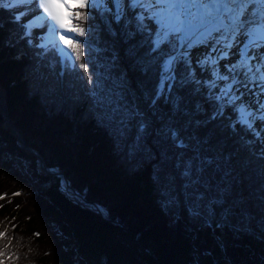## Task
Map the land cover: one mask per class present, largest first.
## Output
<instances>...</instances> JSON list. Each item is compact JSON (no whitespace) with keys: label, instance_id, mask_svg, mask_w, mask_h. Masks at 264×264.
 Wrapping results in <instances>:
<instances>
[{"label":"trees","instance_id":"obj_1","mask_svg":"<svg viewBox=\"0 0 264 264\" xmlns=\"http://www.w3.org/2000/svg\"><path fill=\"white\" fill-rule=\"evenodd\" d=\"M76 12L87 15L74 20L85 29L87 72L32 46L0 5V84L27 144L121 225L80 207L89 206L60 177L41 174L0 110V264H264V144L230 127L231 109L209 121L215 105L191 84L177 86L179 110L163 100L149 108L155 68L144 75L130 55L135 48L147 59V33L128 36L135 14Z\"/></svg>","mask_w":264,"mask_h":264},{"label":"snow or ice","instance_id":"obj_2","mask_svg":"<svg viewBox=\"0 0 264 264\" xmlns=\"http://www.w3.org/2000/svg\"><path fill=\"white\" fill-rule=\"evenodd\" d=\"M73 0H0V5L12 8L20 6L14 19L20 22L28 15L27 8L35 4L45 19L52 39L63 42L67 49L65 56L73 61H81L80 69L88 71L86 46L79 40L85 29L79 25L65 24L61 8L71 6ZM80 8L90 6L110 10L105 0H74ZM116 6L115 19L119 21L130 9L135 14L136 32H129L130 38L137 33H147V53L140 57L133 48L130 55L137 58L138 66L144 75L155 68V84L150 92H145V102L155 109L163 100L176 110L183 101L180 89L194 85L193 92L205 90L207 100L215 107L208 117L209 121L223 116L227 109L234 113L230 127H251L253 120L264 118V0H113ZM46 14V16H45ZM70 19H86L85 13L75 12ZM151 21V26L145 24ZM29 19L23 27L30 28ZM58 30H60L58 32ZM67 33H78L72 38ZM144 45L142 44L141 47ZM197 48H206L193 59ZM236 50L237 59L226 65L222 61L232 56ZM195 65V66H194ZM197 68L207 73L206 79H199ZM92 82L91 77L88 78ZM252 97L251 101L245 97ZM197 112L206 110L196 105ZM138 115L140 113H137ZM123 123V120H121ZM197 126H206L197 122ZM147 128L143 121L139 131ZM170 135L177 147H187L176 129ZM211 163V161H207ZM182 176L190 178L193 162L185 161ZM202 171V169H201ZM202 199V197H199Z\"/></svg>","mask_w":264,"mask_h":264},{"label":"rangeland","instance_id":"obj_3","mask_svg":"<svg viewBox=\"0 0 264 264\" xmlns=\"http://www.w3.org/2000/svg\"><path fill=\"white\" fill-rule=\"evenodd\" d=\"M105 3L108 5V8L110 9L109 11H111L112 13H113V15L115 16L116 15V6L114 5V3H113V0H105ZM72 5H73V8H74V10H73V13H75L78 9H80V7L74 2V0H73V2L71 3ZM75 5H77V6H75ZM75 6V7H74ZM10 12H12L14 15L18 12L17 10V8H16V6L15 7H12V8H8L7 6H5ZM100 9V8H99ZM101 10V9H100ZM103 11H106V10H103ZM72 13V14H73ZM25 17H27V16H25ZM25 17H23L22 19H24ZM74 20H75V18H73L72 19V25H74ZM23 21V20H22ZM20 21V23L22 24V27H23V25L25 24V22L23 21ZM41 22L44 24V25H46V20L45 19H41ZM29 34V28H28V31L27 30H25L24 31V34H25V36H27V38L29 39V41H30V43H31V45L32 46H39V47H46V48H48V49H54V50H56V52H57V54L60 56V58L62 59V62L63 63H69V64H74V62L75 61H73V60H70V59H68L67 57H64V55H65V52L67 51V49H65V50H63L62 52L64 53V54H62V52L58 49V48H61V44L60 45H58L54 40H49V41H46L45 39H43L42 37H41V35H28ZM77 36H76V33H72V38H76ZM33 38V39H32ZM39 40V41H41L42 42V44L43 45H41L39 42H35V40ZM34 40V41H33ZM49 43V44H48ZM206 48H197L196 50H194V52H193V59L195 60L196 59V57H198L201 53H203V51L205 50ZM202 51V52H201ZM201 52V53H200ZM232 56L235 58V59H237V53L235 52V51H233V54H232ZM231 56V57H232ZM231 62V60H224V61H222V64H224V65H226V64H228V63H230ZM195 66V65H194ZM198 70H200L199 68H197ZM0 92L2 93V96H4V91L3 90H1L0 89ZM2 96L0 97V98H2ZM247 98V97H246ZM1 103H3L2 101H0V104ZM5 121H6V124H5V126L11 131V133L14 135V136H16V133L17 134H19L18 133V128L16 127V125H15V130L13 131L12 129H10V123H9V121L5 118ZM15 123V122H14ZM257 123L256 122H252V125H251V127H246V126H243L246 130H248V131H250V132H252V133H254V134H256L257 135V137H258V139L264 144V126H257L256 125ZM18 139V138H17ZM23 139H24V137H23ZM24 141H25V139H24ZM25 143H26V145L28 146V147H30L31 148V146L30 145H28L27 144V142L25 141ZM26 151V150H25ZM27 152V151H26ZM30 154V153H29ZM46 164V163H45ZM51 168L52 167H48L47 165L45 166V168H43L42 167V165H41V163L39 162V172L41 173V174H43V175H51V176H58V177H60L61 178V180H62V188H63V182L65 181L64 180V178H63V176L61 175V174H58V175H55V174H51V172H50V170H51ZM55 170H58L57 168H55ZM54 170V171H55ZM53 171V172H54ZM59 172H62L61 170H59ZM63 173V172H62ZM64 174V173H63ZM65 175V174H64ZM63 178V179H62ZM67 178V177H66ZM67 180H68V178H67ZM69 181V180H68ZM66 182V181H65ZM69 183H70V181H69ZM70 185H71V183H70ZM71 188L72 189H74L75 191H77L75 188H73L72 186H71ZM69 189H70V187H69ZM63 191H64V189H63ZM64 193H65V191H64ZM66 194V193H65ZM81 194V193H80ZM67 195V194H66ZM82 195V194H81ZM83 196V195H82ZM67 197L69 198V199H71L68 195H67ZM80 198V197H79ZM83 198H84V196H83ZM81 199V198H80ZM85 199V198H84ZM84 199H81L82 201V203H88V204H93V206H92V208H93V210L90 208V207H84V209H87V210H90V211H92V212H94V213H96L97 215H100L104 220H107V217H109V219H111L112 220V218L110 217V215H109V212H108V210L105 208H103L102 207V205L101 204H98V205H95V203L96 202H89L88 200H84ZM72 200V199H71ZM73 201V200H72ZM78 201V200H77ZM86 201V202H85ZM74 203H76L77 204V202H75V201H73ZM80 202V201H79ZM82 206V205H81ZM80 206V207H81ZM94 207H96V208H94ZM98 207H102L106 212H107V216L105 217L104 215H105V213H102V212H99V208ZM90 208V209H89ZM104 214V215H102V214ZM114 220V219H113ZM108 221V220H107ZM115 221H118L119 222V220H115ZM109 222H111V221H109ZM111 223H113V222H111ZM113 224H115V223H113ZM115 225H117V224H115ZM119 225H121V223L119 222ZM118 225V226H119ZM123 226V225H122Z\"/></svg>","mask_w":264,"mask_h":264},{"label":"bare ground","instance_id":"obj_4","mask_svg":"<svg viewBox=\"0 0 264 264\" xmlns=\"http://www.w3.org/2000/svg\"><path fill=\"white\" fill-rule=\"evenodd\" d=\"M114 3V2H113ZM115 5V4H114ZM75 6H77V5H75ZM74 6V7H75ZM16 8L18 9L17 11H21L22 10V8L20 7V6H16ZM73 10H74V8H73V5L71 4V6H64L63 8H61V15H62V18H63V21H64V23L65 24H68V25H72V19H70L69 17L72 15V13H73ZM27 11H28V15H27V17H25L24 19H22L25 23L29 20V19H32L33 20V24H32V26L29 28V34L30 35H41V37L43 38V39H45L46 41H49V40H53L52 39V34H51V32L48 30V26H47V22H46V25H44L42 22H41V19L39 18L40 17V15H41V12H42V10H40V11H38L37 10V7H36V5L35 4H33V5H30V6H28V8H27ZM45 16H46V14H45ZM21 20V21H22ZM22 21V22H23ZM27 31H28V29H27ZM60 30H58V32H59ZM28 34V33H27ZM28 34V35H29ZM67 35H69V36H71L72 37V33H67ZM33 39V38H32ZM34 41V40H33ZM58 45H60L61 44V48H58L61 52L63 51V50H65V48H64V45H63V42L62 41H59V39H58V34H57V39L56 40H54ZM35 42H39L41 45H43L42 44V42L41 41H39L38 39L37 40H35ZM49 44V43H48ZM205 51H207V49H205L203 52H205ZM233 51H235L236 52V50H233ZM202 52V51H201ZM200 52V53H201ZM62 54H64L63 52H62ZM64 57H66L65 55H64ZM227 60H231V62H234L236 59L232 56V57H229ZM2 96V93L0 92V97ZM247 97V98H246ZM245 97V99L246 100H249V101H251V99H252V97H250V96H246ZM0 101H2L3 103H4V96H2V98H0ZM3 103H1V104H3ZM257 116H258V118L257 119H255V120H253L254 122H256L257 124V126L259 125V126H264V118H259V114H257ZM54 170L53 169H51V172H53ZM65 182V181H64ZM78 199H80L79 197H78ZM81 200V199H80ZM82 201V200H81ZM86 202V201H85ZM85 204H88V203H85ZM88 206L90 207V208H92V206H93V204L91 205V204H88ZM89 208V209H90ZM94 208H96V207H94ZM100 208V207H99ZM102 208V207H101ZM103 209V208H102ZM92 210H93V208H92ZM103 213H105V215L104 214H102V215H104L105 217L107 216V212L105 211V210H103Z\"/></svg>","mask_w":264,"mask_h":264},{"label":"water","instance_id":"obj_5","mask_svg":"<svg viewBox=\"0 0 264 264\" xmlns=\"http://www.w3.org/2000/svg\"><path fill=\"white\" fill-rule=\"evenodd\" d=\"M0 89L3 90L1 84H0ZM3 91H4V103H3V104H0V110H1V112L3 113L4 117L9 121V123H10V129H12V130L14 131V130H15V123H14V121H13V120L10 118V116H9V109H8L7 99H6V96H5V90H3ZM17 130H18V133H19V134L16 133V137L18 138V142H19V144H20V145H21V146H22V147H23L28 153H30V154H32V155H35V156L38 158L39 162L41 163L42 167L45 168L46 164H45V161H44V159H43V156H42L41 154H39L35 149L28 147V146L26 145L24 139H23L22 132H21L19 129H17ZM51 169L55 170V168H51ZM51 174H55V175L61 174V175L63 176L64 180L66 181V184L68 185V187L71 188V185H70L69 181L67 180L66 176H65L62 172H59V170H55L54 172H51ZM63 178H62V179H63ZM77 192H78V191H77ZM78 193H79V192H78ZM79 196H80V197H83L80 193H79ZM77 204H78V203H77ZM95 204L98 205V203H95ZM78 205L81 206L80 204H78ZM81 207L84 208L83 206H81ZM102 207H103V206H102ZM103 208H104V207H103ZM104 209H105V208H104ZM107 220H108V221H111V222H113V223H115V224H117V225H119V222H118V221H115V220H113V219L111 220V219H109V217H107Z\"/></svg>","mask_w":264,"mask_h":264}]
</instances>
